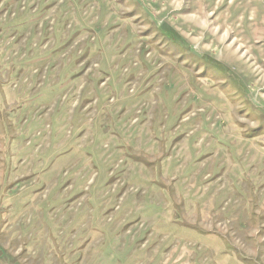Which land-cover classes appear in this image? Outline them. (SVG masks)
I'll use <instances>...</instances> for the list:
<instances>
[{
	"label": "rangeland",
	"instance_id": "1",
	"mask_svg": "<svg viewBox=\"0 0 264 264\" xmlns=\"http://www.w3.org/2000/svg\"><path fill=\"white\" fill-rule=\"evenodd\" d=\"M0 264H264V0H0Z\"/></svg>",
	"mask_w": 264,
	"mask_h": 264
}]
</instances>
